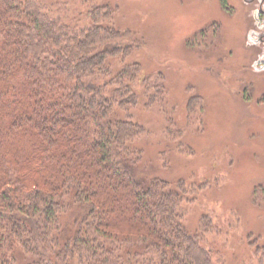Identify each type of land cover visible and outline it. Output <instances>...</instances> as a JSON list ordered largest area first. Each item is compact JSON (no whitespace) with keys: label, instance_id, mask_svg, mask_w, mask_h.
<instances>
[{"label":"trees","instance_id":"1","mask_svg":"<svg viewBox=\"0 0 264 264\" xmlns=\"http://www.w3.org/2000/svg\"><path fill=\"white\" fill-rule=\"evenodd\" d=\"M53 4L0 0V264H227L188 227L191 185L137 172L141 64L115 9L80 26ZM143 84L150 107L164 77Z\"/></svg>","mask_w":264,"mask_h":264},{"label":"rangeland","instance_id":"2","mask_svg":"<svg viewBox=\"0 0 264 264\" xmlns=\"http://www.w3.org/2000/svg\"><path fill=\"white\" fill-rule=\"evenodd\" d=\"M48 2L80 26L91 24L95 6L115 9L131 35L127 60L141 64L132 111L146 131L137 172L183 178L192 191L189 229H202L227 264L251 261L264 245V30L256 17L264 0ZM160 74L165 93L148 107L143 78L154 84Z\"/></svg>","mask_w":264,"mask_h":264},{"label":"flooded vegetation","instance_id":"3","mask_svg":"<svg viewBox=\"0 0 264 264\" xmlns=\"http://www.w3.org/2000/svg\"><path fill=\"white\" fill-rule=\"evenodd\" d=\"M256 14H257L256 17L259 19V22H260V20H262V22H260V24H261L260 29L264 30V6H263V4L259 3L258 9L256 10ZM261 30L259 31V33L263 32ZM260 36L264 39V35L260 34Z\"/></svg>","mask_w":264,"mask_h":264}]
</instances>
